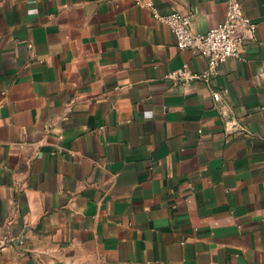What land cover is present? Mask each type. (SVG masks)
<instances>
[{"label":"crops","instance_id":"obj_1","mask_svg":"<svg viewBox=\"0 0 264 264\" xmlns=\"http://www.w3.org/2000/svg\"><path fill=\"white\" fill-rule=\"evenodd\" d=\"M222 23L228 0H151ZM209 83L130 0H0V264H264V0ZM214 93L221 94L215 101Z\"/></svg>","mask_w":264,"mask_h":264},{"label":"built area","instance_id":"obj_2","mask_svg":"<svg viewBox=\"0 0 264 264\" xmlns=\"http://www.w3.org/2000/svg\"><path fill=\"white\" fill-rule=\"evenodd\" d=\"M137 6L149 9L153 17L168 26L173 33L180 50L197 49L208 61L203 73L193 72L188 65L166 75L176 85L186 87L193 82L209 83L219 75L221 64L229 58H240V48L249 38H254L257 25L248 17L240 0H228L225 20L205 33L196 34L192 31L191 15L174 11L161 15L151 0H130ZM215 101L221 100L220 93H214Z\"/></svg>","mask_w":264,"mask_h":264}]
</instances>
